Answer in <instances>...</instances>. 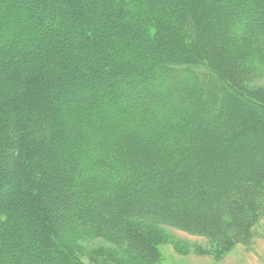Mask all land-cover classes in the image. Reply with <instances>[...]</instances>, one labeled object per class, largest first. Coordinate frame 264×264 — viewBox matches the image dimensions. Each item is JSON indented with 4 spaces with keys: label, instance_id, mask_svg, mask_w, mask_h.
<instances>
[{
    "label": "trees",
    "instance_id": "16d2710c",
    "mask_svg": "<svg viewBox=\"0 0 264 264\" xmlns=\"http://www.w3.org/2000/svg\"><path fill=\"white\" fill-rule=\"evenodd\" d=\"M262 77L264 0H0V264H158L162 226L249 247Z\"/></svg>",
    "mask_w": 264,
    "mask_h": 264
},
{
    "label": "rangeland",
    "instance_id": "374dc122",
    "mask_svg": "<svg viewBox=\"0 0 264 264\" xmlns=\"http://www.w3.org/2000/svg\"><path fill=\"white\" fill-rule=\"evenodd\" d=\"M248 89L264 88V77L243 82ZM166 243L160 246L161 259L158 264H264V222L256 227V237L249 247L237 246L220 261L212 256H197L194 250L211 248V242L202 237L189 235L169 226H162ZM90 249L107 248L110 245L101 240L84 241Z\"/></svg>",
    "mask_w": 264,
    "mask_h": 264
}]
</instances>
